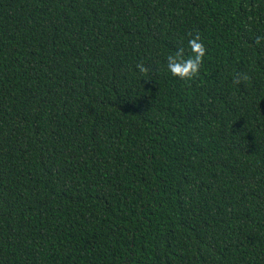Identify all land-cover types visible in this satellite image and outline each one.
I'll return each instance as SVG.
<instances>
[{
	"label": "trees",
	"instance_id": "16d2710c",
	"mask_svg": "<svg viewBox=\"0 0 264 264\" xmlns=\"http://www.w3.org/2000/svg\"><path fill=\"white\" fill-rule=\"evenodd\" d=\"M0 264H264V0H0Z\"/></svg>",
	"mask_w": 264,
	"mask_h": 264
},
{
	"label": "clouds",
	"instance_id": "9594fccd",
	"mask_svg": "<svg viewBox=\"0 0 264 264\" xmlns=\"http://www.w3.org/2000/svg\"><path fill=\"white\" fill-rule=\"evenodd\" d=\"M188 47L191 50V55L185 57L184 49L181 48L174 55H169L166 58L168 74L179 81L194 80L199 75L207 55L206 46L199 35L188 40ZM137 69L140 73L148 71L143 65H137Z\"/></svg>",
	"mask_w": 264,
	"mask_h": 264
}]
</instances>
